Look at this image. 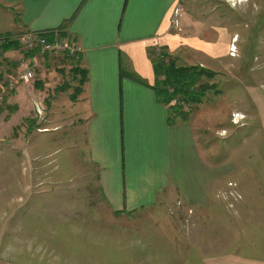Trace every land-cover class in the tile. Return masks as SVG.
I'll return each instance as SVG.
<instances>
[{"label": "crops", "instance_id": "obj_1", "mask_svg": "<svg viewBox=\"0 0 264 264\" xmlns=\"http://www.w3.org/2000/svg\"><path fill=\"white\" fill-rule=\"evenodd\" d=\"M188 1L0 0V36L53 33L82 51L77 64L87 76L81 93L71 100L70 90L61 91L68 95L67 109L49 129L62 131L71 151L66 162L83 158L81 187L94 190V202L110 214L82 221L60 217V250L66 251L60 255L76 254L79 264H264V79L243 76L240 68L234 76H219L233 82L231 88L213 105L183 107L185 120L171 114L153 89L154 48L208 70L218 66L216 58L227 57L230 45L237 48L238 34ZM176 8L182 11L178 29L170 22ZM18 56V50L3 53L2 70ZM34 87L22 83L10 95L15 113L33 108ZM228 102L245 115V124L211 152L204 135L213 125L228 124V106L226 118L216 117ZM229 165L234 170L227 173ZM231 192L240 199L230 198ZM162 204L176 214L150 224L155 237L120 233L125 221L138 219L134 214ZM80 229L84 254L68 244V235Z\"/></svg>", "mask_w": 264, "mask_h": 264}, {"label": "rangeland", "instance_id": "obj_2", "mask_svg": "<svg viewBox=\"0 0 264 264\" xmlns=\"http://www.w3.org/2000/svg\"><path fill=\"white\" fill-rule=\"evenodd\" d=\"M187 2L189 1L182 0L183 5H188ZM190 2L195 3V7L202 11H210L208 13L218 22H222L232 35H239L237 48L230 45L227 57L214 60L218 66H212L209 70L216 74L215 77L204 78V83L210 87L202 103L206 105L218 103L233 85V82H227L219 76H234L239 68L242 69L243 76L250 74L264 79V0L235 2L190 0ZM234 14L236 18L231 17ZM11 38L17 41V49L7 51L18 50L19 54L13 64H9L13 67L8 66L2 70L1 64L3 65L6 60L2 58L5 52L0 51V264H79L80 258L76 254L75 256L60 255L61 252H66L65 249L60 250V240L64 236L60 217L82 221L85 218L93 220L94 217L110 214L94 202V190L89 193L86 191L87 187L85 189L81 187L84 181L80 176L83 170V158L77 160L73 157L72 162L69 160L66 162L71 151L64 143L62 131L58 129L49 131L58 124L56 114L60 115L63 108L67 109L68 95L61 91L70 90L72 95H79L76 94L80 89L78 83L69 78L72 76L69 72L73 66L64 73L67 70L64 68L66 64L73 65V62L62 57L54 58L41 54L39 56L38 52H35L36 54L27 52L23 47L21 35H12ZM154 49L152 50L156 54L162 50V47ZM166 52L177 61L168 49ZM179 52L181 54V50ZM28 53H32L31 56H28ZM36 56L37 60L33 62L34 64L32 61H25ZM231 56L232 58H229ZM181 60L189 64L188 61ZM177 64L187 67L198 66V68L200 66L181 64L178 61ZM26 69L34 70L31 86L40 84V87H34L36 97H32L35 101L31 102L33 108L25 114L15 113V108L8 99L22 84L19 76ZM62 76H68V80ZM43 77L44 81L38 80ZM12 80L17 81L15 88L9 85V81ZM261 83L264 81H260L259 84ZM261 88L264 91V86ZM55 95H57L54 98L56 105L52 109L51 102ZM226 106L233 112L230 114L224 112ZM197 108H199L197 105L190 106V109L197 110ZM219 110L217 113L220 115L217 114L216 117L223 120L222 117L226 118L228 114V124L216 127L213 125L209 129L211 132L204 135L206 138L204 143L209 144L211 152L219 146L218 141L228 139L236 127L245 124L246 119L245 115L234 111L232 102L224 104L220 112ZM260 149L264 152V143L260 144ZM72 151L75 154V150ZM233 170V165L227 166V173ZM166 205L162 204L158 209H148L134 214L138 219L125 221L123 228L126 229L123 231L120 228V233L130 234L132 237L134 235L155 237L156 232L152 230L150 224L155 219L173 217L176 214L172 205ZM178 206L176 207L182 208L181 204ZM186 214L192 215V211L186 210ZM106 226L107 224L105 228ZM49 227L52 230H49ZM43 232L47 235H41ZM83 236V229L72 231L68 235L70 247L79 251L78 243L83 241ZM108 236L113 238L110 233ZM79 253L84 254L85 251Z\"/></svg>", "mask_w": 264, "mask_h": 264}, {"label": "trees", "instance_id": "obj_3", "mask_svg": "<svg viewBox=\"0 0 264 264\" xmlns=\"http://www.w3.org/2000/svg\"><path fill=\"white\" fill-rule=\"evenodd\" d=\"M12 35H1L5 41L0 45V51L6 52L9 49H17V41L11 38ZM51 39V36H49ZM32 53H28L31 56ZM155 75V85L153 87L159 102L168 108V111L174 116L179 115L184 120L186 118L184 106L199 105L208 95L209 87L204 83V78L212 79L215 73L198 66H179L177 61L167 54L166 49L162 48L159 53L153 51L150 53ZM63 58L69 60L71 65L70 80L76 81L79 85L78 93H81V87L86 81V71L78 67V62H74L67 56ZM67 85V84H66ZM217 92V88L215 89ZM220 93V92H219ZM78 95H72L71 100H75ZM177 100L178 105H173L172 101ZM182 104V105H180Z\"/></svg>", "mask_w": 264, "mask_h": 264}, {"label": "built area", "instance_id": "obj_4", "mask_svg": "<svg viewBox=\"0 0 264 264\" xmlns=\"http://www.w3.org/2000/svg\"><path fill=\"white\" fill-rule=\"evenodd\" d=\"M236 0H229V2H235ZM181 16V11L179 8H176L171 17V26L174 29L179 27V18ZM51 36V39H49ZM5 41V38H0V45ZM21 41L23 43V47L27 50V52H38L42 55H49L50 57L58 58L67 56L70 59H73L74 62H78L79 55L82 52L81 48L78 47L74 42L69 41L66 38L57 36L53 33H33V32H25L21 35ZM34 70L26 69L21 76H19V81L23 84L30 83L34 80ZM12 80L9 81V85L12 88H15L17 81ZM173 105H178L177 100L172 101ZM182 105V104H180ZM229 188H233L234 185L232 183L228 184ZM230 198L234 200L240 199V196L234 192H231Z\"/></svg>", "mask_w": 264, "mask_h": 264}, {"label": "bare ground", "instance_id": "obj_5", "mask_svg": "<svg viewBox=\"0 0 264 264\" xmlns=\"http://www.w3.org/2000/svg\"><path fill=\"white\" fill-rule=\"evenodd\" d=\"M234 50V49H233Z\"/></svg>", "mask_w": 264, "mask_h": 264}]
</instances>
